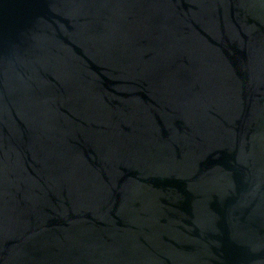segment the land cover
<instances>
[{"label":"water","instance_id":"95a60500","mask_svg":"<svg viewBox=\"0 0 264 264\" xmlns=\"http://www.w3.org/2000/svg\"><path fill=\"white\" fill-rule=\"evenodd\" d=\"M0 264H264V0H0Z\"/></svg>","mask_w":264,"mask_h":264}]
</instances>
